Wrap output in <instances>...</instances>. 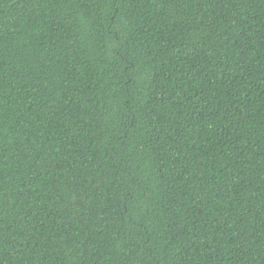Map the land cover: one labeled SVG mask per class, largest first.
I'll return each mask as SVG.
<instances>
[{
  "label": "trees",
  "instance_id": "trees-1",
  "mask_svg": "<svg viewBox=\"0 0 264 264\" xmlns=\"http://www.w3.org/2000/svg\"><path fill=\"white\" fill-rule=\"evenodd\" d=\"M0 264H264V0H0Z\"/></svg>",
  "mask_w": 264,
  "mask_h": 264
}]
</instances>
